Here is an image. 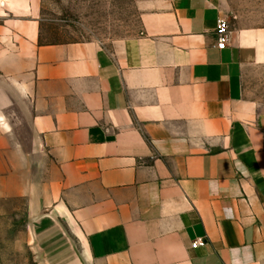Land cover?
Instances as JSON below:
<instances>
[{
  "label": "crops",
  "instance_id": "crops-1",
  "mask_svg": "<svg viewBox=\"0 0 264 264\" xmlns=\"http://www.w3.org/2000/svg\"><path fill=\"white\" fill-rule=\"evenodd\" d=\"M136 2L134 35L48 41L0 0V264H264V28Z\"/></svg>",
  "mask_w": 264,
  "mask_h": 264
},
{
  "label": "rangeland",
  "instance_id": "rangeland-1",
  "mask_svg": "<svg viewBox=\"0 0 264 264\" xmlns=\"http://www.w3.org/2000/svg\"><path fill=\"white\" fill-rule=\"evenodd\" d=\"M137 0H42L41 15L48 41L97 38L111 40L136 34ZM233 28H264V0H223ZM252 98L264 113V66L250 82Z\"/></svg>",
  "mask_w": 264,
  "mask_h": 264
},
{
  "label": "built area",
  "instance_id": "built-area-1",
  "mask_svg": "<svg viewBox=\"0 0 264 264\" xmlns=\"http://www.w3.org/2000/svg\"><path fill=\"white\" fill-rule=\"evenodd\" d=\"M218 33L220 35L219 47L224 48L225 43L228 40V36H229V21L227 17H222L218 20ZM204 244H205V240L203 238H199L198 240L193 242L192 247L196 248Z\"/></svg>",
  "mask_w": 264,
  "mask_h": 264
}]
</instances>
